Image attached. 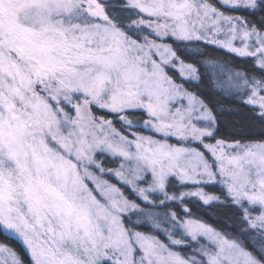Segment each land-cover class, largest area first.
I'll return each instance as SVG.
<instances>
[{
	"label": "snow or ice",
	"instance_id": "obj_1",
	"mask_svg": "<svg viewBox=\"0 0 264 264\" xmlns=\"http://www.w3.org/2000/svg\"><path fill=\"white\" fill-rule=\"evenodd\" d=\"M0 237L28 264H264V0H0Z\"/></svg>",
	"mask_w": 264,
	"mask_h": 264
},
{
	"label": "trees",
	"instance_id": "obj_2",
	"mask_svg": "<svg viewBox=\"0 0 264 264\" xmlns=\"http://www.w3.org/2000/svg\"><path fill=\"white\" fill-rule=\"evenodd\" d=\"M244 118V113L232 114L231 111H226L223 115L220 116L222 132L226 133L230 131L232 124L240 123L244 120ZM207 190L210 192L216 191V189L212 187H208ZM188 206L192 210V216H195L214 227H219L224 217L230 214V211L226 206H204L202 203L195 199L191 200ZM0 242L11 243L19 251L21 257L25 261V264H28V257L19 244L15 243L14 241L6 240L4 237H0Z\"/></svg>",
	"mask_w": 264,
	"mask_h": 264
},
{
	"label": "rangeland",
	"instance_id": "obj_3",
	"mask_svg": "<svg viewBox=\"0 0 264 264\" xmlns=\"http://www.w3.org/2000/svg\"><path fill=\"white\" fill-rule=\"evenodd\" d=\"M192 218L193 219H197V220H200V221H202V222H205V221H203V220H201V219H199V218H197V217H195V216H192ZM206 223V222H205ZM208 224V223H207Z\"/></svg>",
	"mask_w": 264,
	"mask_h": 264
}]
</instances>
